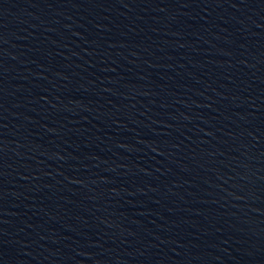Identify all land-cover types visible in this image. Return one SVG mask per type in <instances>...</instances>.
Here are the masks:
<instances>
[{"label": "water", "instance_id": "water-1", "mask_svg": "<svg viewBox=\"0 0 264 264\" xmlns=\"http://www.w3.org/2000/svg\"><path fill=\"white\" fill-rule=\"evenodd\" d=\"M0 264H264V0H0Z\"/></svg>", "mask_w": 264, "mask_h": 264}]
</instances>
